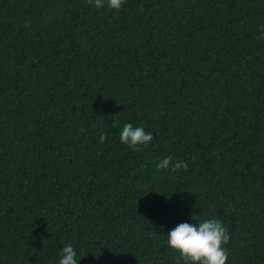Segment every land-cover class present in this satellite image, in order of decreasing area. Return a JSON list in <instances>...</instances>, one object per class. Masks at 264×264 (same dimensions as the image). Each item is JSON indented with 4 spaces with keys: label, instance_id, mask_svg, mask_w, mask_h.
Segmentation results:
<instances>
[{
    "label": "trees",
    "instance_id": "obj_1",
    "mask_svg": "<svg viewBox=\"0 0 264 264\" xmlns=\"http://www.w3.org/2000/svg\"><path fill=\"white\" fill-rule=\"evenodd\" d=\"M262 24L264 0H0V264H177L166 233L213 217L226 264H264Z\"/></svg>",
    "mask_w": 264,
    "mask_h": 264
},
{
    "label": "clouds",
    "instance_id": "obj_2",
    "mask_svg": "<svg viewBox=\"0 0 264 264\" xmlns=\"http://www.w3.org/2000/svg\"><path fill=\"white\" fill-rule=\"evenodd\" d=\"M125 0H87V4L96 8L105 5L109 9L119 10ZM258 38L264 40V24L259 26ZM120 122L114 121L113 127ZM120 141L134 151H142L141 146H147L154 138L151 132H146L143 127H134L126 122L120 131ZM100 142L103 143L106 135L101 133ZM157 169H171L178 171L183 168L188 170V164L183 160H175L171 155L160 159L156 164ZM167 245L178 253L177 264H226L229 250L225 247L230 241V233L223 221L219 218H209L199 223L183 222L167 233ZM59 264H78L77 252L71 245H65L60 252Z\"/></svg>",
    "mask_w": 264,
    "mask_h": 264
}]
</instances>
